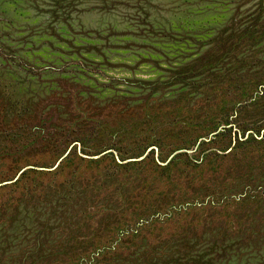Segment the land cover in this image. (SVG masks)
Here are the masks:
<instances>
[{"label":"rangeland","instance_id":"374dc122","mask_svg":"<svg viewBox=\"0 0 264 264\" xmlns=\"http://www.w3.org/2000/svg\"><path fill=\"white\" fill-rule=\"evenodd\" d=\"M259 1L0 0V139L3 141H0V148L31 141L41 130V134L48 136L44 143L40 142L30 152V158H39L45 168L52 167L59 149L57 122L71 125L81 120V114L89 121L100 120L106 110L120 106L124 111L131 110L148 95L152 104L173 99L179 92L187 90L181 85H167L173 72L192 64L209 49V42L229 24L233 16L243 18L258 7ZM263 55L264 51L259 53V56ZM201 77L193 81L201 83ZM156 84L159 85L155 87ZM153 87L157 89L152 90ZM221 106L223 104L218 103L215 112L218 113ZM260 109L264 110V107L256 109L251 106L248 110L249 114L260 117L254 121L256 125L264 122L261 121L264 111L258 113ZM16 122L17 126H13ZM209 123L197 127L196 133L204 132ZM23 125L28 128L15 131ZM92 125L93 122H87L83 133L88 132L87 128ZM224 127L230 128L231 125H223L222 129ZM263 128L260 126L256 130H262L261 134H264ZM5 132L10 133L6 138L2 135ZM219 132L215 131L212 136L200 141L209 142ZM253 133L260 140L261 137L249 129L246 130L247 137L243 138L241 134V140ZM187 134H182L179 140H187ZM227 137L217 139L219 142L212 149L228 148ZM137 139L131 142L135 145L147 142L142 136ZM122 140L128 146L130 140ZM86 142L82 148L76 143L71 144V152L82 153L83 149L85 155L97 153L90 149L95 144ZM235 146L232 144L228 152L233 151ZM173 147L166 142L162 149L151 146L148 148L149 155L154 151L155 159L160 162L159 156L170 160L179 151L170 153ZM199 148L200 145L180 153L196 155ZM206 148L209 147L202 151ZM3 153L1 150L0 178L7 181L23 161L18 156L7 161ZM115 154L120 160V154ZM121 156L123 159L133 157L123 153ZM89 176L90 173H87L83 178H75L72 184L66 186L53 185L54 189L48 186L62 181V178L44 176L40 179L43 181L41 186L33 187L39 179L29 181L20 188L21 195L14 193L12 196L16 199L10 204L4 203L5 208L0 210V264H31L35 259L33 253H36L38 245L39 248L44 246V240L48 244L46 250L54 248V242L61 233L58 227L65 224V217L76 216L77 222L74 223L78 224L90 215L96 223L101 216L92 210L98 209L101 202L91 203L90 191L71 199L85 186L99 184L98 180L90 183ZM233 176L235 174L226 177L232 179ZM252 178H256L253 181L255 184H264V177L248 175L234 182L235 187L228 189L224 195L237 197L245 186L244 182ZM207 181L205 185H182L181 189L189 190L193 196L200 194V198L193 197L200 202L206 197L209 186L213 188L219 178ZM170 191L171 195L163 199L161 206L168 205L181 193L178 189ZM217 195L221 197V194ZM8 196V191L0 194V203L5 202ZM64 197L69 199L63 201ZM236 218L243 222L242 227H235L228 236L223 235L220 225L214 222L215 214L207 224L202 222L197 231H192V257L208 254L204 260L208 259L209 264H264V213L251 208L246 217L241 215ZM47 226L54 229L46 231ZM223 236L224 241L220 239ZM146 238L140 243V248L150 247L152 251L163 249L162 253L173 252L180 242L173 239L162 242L163 246L159 247L161 245ZM129 256L133 258V252Z\"/></svg>","mask_w":264,"mask_h":264},{"label":"trees","instance_id":"16d2710c","mask_svg":"<svg viewBox=\"0 0 264 264\" xmlns=\"http://www.w3.org/2000/svg\"><path fill=\"white\" fill-rule=\"evenodd\" d=\"M209 45V49L192 64L173 72L167 85H181L182 88H187L173 99L152 104L148 95L140 105L131 110L124 111L121 106L106 110L100 120L89 121L81 114V120H76L71 125L57 122L58 157L52 167L47 168H53L73 143H79L82 148L86 145V140L93 142L94 148L90 149L97 152L94 155L106 150L112 151L97 159H87L75 150L72 153L71 148L55 169L27 170L15 182L0 186V194L9 192L7 200L0 203L1 210L5 208L4 203L10 204L11 200L13 201L14 193L21 195L20 188H23L25 183L40 180L44 176L62 178V181L49 185L51 189L55 188L53 185L72 184L75 178H83L87 173H90V183L96 180L99 182L95 186H85L78 194L74 193L71 199L73 200L75 195L79 197L90 191V202H101L98 209L92 210L95 214H100V219L94 223L95 220L87 215L80 223L75 224L76 216L63 218L65 224L58 227L61 233L54 242V248L46 250L48 244L44 240V246L39 248L38 245L36 253H33L35 259L31 264H209L208 259L204 260L208 254L203 253L194 258L190 254V238L194 237L192 231H197L198 227L203 225L202 222L207 224L215 214L214 222L220 225L222 234L228 236L235 227H242L243 222L236 217H246L251 208L264 213V209H261L264 205V184H255L253 181L256 178L245 180V186L238 192L237 197L224 195L228 189L235 187L234 182L241 181L248 175L264 177V134H261L262 130H256L260 126L264 127V122L256 125L254 121L260 117L249 114L248 111L251 106L256 109L264 107V55L259 56V53L264 51L262 0L255 10L243 18L233 16ZM200 77L201 83L194 82L195 78ZM155 87L152 90L157 89ZM256 97L258 99L254 100ZM218 103L223 106L217 113L215 108ZM258 111L261 113L264 110ZM261 115L264 117V114ZM207 120L210 123L206 122ZM261 121H264V118ZM87 122H93V125L87 128L88 132L83 133ZM204 123H209L207 129L196 133L195 129L202 127L201 124ZM12 125L17 126V122ZM223 125L231 127L222 129ZM21 128L28 127L23 125L15 128V131ZM247 129L256 132L261 137L260 140L253 133L242 141L241 134L245 138ZM215 131L221 132L214 139L209 142L200 141L204 137L212 136L211 133ZM185 132L188 133V139L179 140ZM2 135L6 138L10 133L5 132ZM226 135L229 136V147L213 150L218 140ZM47 136L38 130L31 141L0 148L7 161L14 160L15 156L23 161L7 181L14 179L26 166L45 168L39 158H30V152L34 151L40 142L44 143ZM139 136L147 139L146 144L135 145V142H131L137 141ZM123 138L130 140V145L126 146ZM165 142L174 146L170 153L183 149L188 151L194 147L198 148L199 145L200 148L196 155L189 152L177 153L170 160L159 156L162 162L155 159L154 151H151V155L149 151L138 161L119 163L116 158L115 153L120 154L122 162L131 158L137 159L151 146L162 149ZM232 144L236 146L233 151L228 152ZM205 147L209 148L202 151ZM82 151L85 155V151ZM206 151L208 152L204 154ZM121 153L133 157L123 159ZM228 174L235 176L231 179L226 177ZM217 177L219 181L215 182L213 188L209 186L205 192L206 197L200 202L193 198H200V194L193 196L189 194V190L181 189L182 185H205L208 179L212 182ZM222 179H225V182H220ZM3 182L5 181L0 178V183ZM41 184L42 180L33 184V187ZM177 189L181 191L180 195L168 205L161 206L163 199L171 195L170 190L175 192ZM218 193L221 197H218ZM100 197H103V200H100ZM67 199L69 198L64 197L63 201ZM213 200L217 202L214 203ZM208 213L210 214L207 215ZM88 218L90 220L86 222ZM4 223L7 225L6 221ZM53 229L52 226L46 227V231ZM164 235L168 238L163 237ZM146 237L157 245L173 239L180 242L175 252L164 254L163 249L152 251L150 247L140 248V243L146 240ZM220 239L224 241L225 238L223 236ZM132 252L133 258L129 256Z\"/></svg>","mask_w":264,"mask_h":264},{"label":"water","instance_id":"95a60500","mask_svg":"<svg viewBox=\"0 0 264 264\" xmlns=\"http://www.w3.org/2000/svg\"><path fill=\"white\" fill-rule=\"evenodd\" d=\"M76 145L78 146V147H80V144L79 143H76ZM73 146V145H72ZM72 146H70V148H69V150L66 152V154L65 155H63L59 160H58V162L56 163V165L53 167V168H42V167H36V166H26V167H24V168H22L19 172H18V174L14 177V179H12V180H10V181H5V182H3V183H0V186H4V185H8V184H11V183H13V182H15L25 171H27V170H31V169H34V170H37V171H51V170H53V169H55L57 166H59L60 165V163L64 160V158L67 156V154L69 153V151L71 150V148H72ZM150 150V149H149ZM149 150L142 156V157H140V158H137V159H135V158H133V159H128V160H126V161H120L118 158H117V160H118V162L119 163H125V162H130V161H138V160H141L143 157H145L146 155H147V153L149 152ZM110 151H112V150H106V151H104V152H102V153H100V154H97V155H94V156H89V155H84V154H82V153H79L83 158H87V159H97V158H99V157H101V156H103L104 154H106V153H108V152H110ZM183 151H187V150H179V151H177L176 153H180V152H183Z\"/></svg>","mask_w":264,"mask_h":264}]
</instances>
